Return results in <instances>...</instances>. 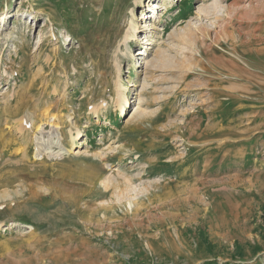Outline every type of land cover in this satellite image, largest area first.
Listing matches in <instances>:
<instances>
[{
    "label": "rangeland",
    "instance_id": "374dc122",
    "mask_svg": "<svg viewBox=\"0 0 264 264\" xmlns=\"http://www.w3.org/2000/svg\"><path fill=\"white\" fill-rule=\"evenodd\" d=\"M263 207L264 0H0V264H264Z\"/></svg>",
    "mask_w": 264,
    "mask_h": 264
},
{
    "label": "bare ground",
    "instance_id": "6f19581e",
    "mask_svg": "<svg viewBox=\"0 0 264 264\" xmlns=\"http://www.w3.org/2000/svg\"><path fill=\"white\" fill-rule=\"evenodd\" d=\"M29 13H30V11H28ZM141 52H139V54H140ZM117 105H118V107H119V111H122V110H124L125 108H126V106L127 105H130V102H129V99H128V95H127V93L126 94H124V93H120L119 94V97H118V99H117ZM127 109V108H126ZM95 110V109H94ZM51 126L52 127H54V126H56L57 127V125L55 124V123H53V121H52V124H51ZM56 127H54V128H56ZM52 135V134H51ZM54 135V134H53ZM72 138H73V141H74V139H76L75 138V135L74 134H72V136H71ZM49 138L51 139V137L49 136ZM45 142V141H44ZM51 143V142H50ZM40 144V143H39ZM41 145V144H40ZM39 145V146H40ZM40 147H42V146H40Z\"/></svg>",
    "mask_w": 264,
    "mask_h": 264
},
{
    "label": "trees",
    "instance_id": "16d2710c",
    "mask_svg": "<svg viewBox=\"0 0 264 264\" xmlns=\"http://www.w3.org/2000/svg\"><path fill=\"white\" fill-rule=\"evenodd\" d=\"M262 209H263V215H264V207ZM203 242L206 243L207 240L203 238Z\"/></svg>",
    "mask_w": 264,
    "mask_h": 264
}]
</instances>
